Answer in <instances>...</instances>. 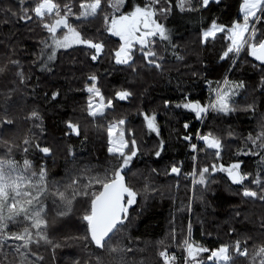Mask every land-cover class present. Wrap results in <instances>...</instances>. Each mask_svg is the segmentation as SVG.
Segmentation results:
<instances>
[{
    "label": "snow or ice",
    "instance_id": "snow-or-ice-1",
    "mask_svg": "<svg viewBox=\"0 0 264 264\" xmlns=\"http://www.w3.org/2000/svg\"><path fill=\"white\" fill-rule=\"evenodd\" d=\"M221 0H76L75 8L71 3L62 0H16L15 6H5L0 15V23L14 24L29 21L39 23L47 36L40 40L38 52L31 54L34 58L25 63L15 58L17 48L9 44V51L0 58V145L4 151L0 154V256L6 264H42L44 256L40 249L55 252L61 247L55 242L50 230L57 224L67 227L66 218L72 216L77 203L84 206L81 221L90 241L99 250L96 253V264H133L129 253L136 251L134 246L125 245V236L129 209L137 203L139 193L126 181L131 171L133 160L140 152L137 137L129 127L125 118L108 120L114 115V101H129L134 91L128 88L117 90L113 98L106 97L97 86L98 77L90 74V84L85 86L88 93L86 112L94 126L106 122L107 151L114 161L108 168L98 171L91 166L75 167L77 156L69 146L66 151L72 158L74 167L67 169L60 177H50L48 161L55 164V156L62 142L55 146L48 142L49 137L44 127V116L38 108H32L22 117L19 115L30 99L34 102L39 86V78L34 79L33 67L40 72H51L52 65L57 60V54L62 50L68 53L70 49L85 51L93 63L102 57L111 56L114 65L122 69H130L138 78L137 65L151 68L163 73L165 68V53H171L177 60H182L176 49V32L164 22L173 14L174 8L179 13H202L212 4H220ZM240 19L230 25L211 21L209 26L200 32L199 41L202 45L222 42L223 50L219 56L221 61L231 60L232 67L243 52L254 62L253 67H259L262 79L259 92L260 100L251 99L247 95L243 80L233 81L227 76L217 81L212 87L209 81V100L202 103L192 98L190 94L173 105L166 99L164 108L173 105L191 113L200 122L201 128L196 130L195 140L188 133L190 124H183L185 134L181 139L190 148L193 161L191 171L183 173L184 179H190L193 198L197 192L203 199L211 179L217 172L224 173L231 185L233 194L242 197L243 202L256 204L264 208V111L257 122L255 135L251 132L244 137L245 149L237 155L256 156L260 158L261 166L255 172L242 170L244 161L237 160L228 165L219 163L222 153L229 147L224 137L213 130L203 131L209 119L229 117L238 112H248L255 115L257 108L264 109V0H241L239 4ZM101 21V28L96 31L81 28L86 24ZM259 25V27H257ZM10 31V30H9ZM104 33L109 37L118 38L115 48H108L105 39L99 38ZM107 49V51H106ZM162 49V50H161ZM241 90L246 94L243 101L238 100ZM251 91H255L252 89ZM47 97L48 94L44 93ZM59 91L53 92L50 100H56ZM109 110H112L110 113ZM147 134L161 136V128L155 111L140 113ZM215 114V116H213ZM31 122L27 134L22 139V152L25 154L22 162L14 156V150L19 147L17 135L20 131V120ZM38 129L39 131H34ZM65 135L81 137L82 128L79 122L66 121ZM229 137L235 133L229 131ZM87 139V136H84ZM165 150V142L161 138L157 142L155 156L159 158ZM198 151L214 157V162L198 169ZM35 153L43 163L34 164L29 156ZM182 164H172L166 174L177 178L182 176ZM155 172V169H152ZM253 185L255 187H253ZM199 186V188H198ZM179 189V180L175 185ZM144 192L151 190V184L146 181ZM189 205V211H190ZM240 215L239 212L236 213ZM264 235V218L260 221ZM167 239L158 242V255L163 264H176L177 256L169 254L167 248L175 246L185 253L184 264H236L237 258H247V264H264V243L249 246L246 237L243 241L236 239L234 244H222L216 249H209L192 240L191 222L187 225L186 234L180 230L177 241V229H171ZM242 243L245 245L242 247ZM251 248V251H250ZM207 253L204 258L203 254ZM11 257V259H9Z\"/></svg>",
    "mask_w": 264,
    "mask_h": 264
},
{
    "label": "trees",
    "instance_id": "trees-1",
    "mask_svg": "<svg viewBox=\"0 0 264 264\" xmlns=\"http://www.w3.org/2000/svg\"><path fill=\"white\" fill-rule=\"evenodd\" d=\"M62 2L73 4L74 10L78 6L76 0H62ZM131 2L136 3L138 0H131ZM15 3L16 0H0V15L3 14L2 10L5 6L14 7ZM240 3L241 0H221L220 4H212L209 9L202 10V13H179V10L174 8L173 14L162 22L176 32L174 39L179 45L176 51L183 59L177 60L170 52L165 53L163 73L142 67V62H139L137 72L139 73L138 79L141 78V81H137L138 85L133 86L135 82L133 78L137 77L132 71L123 72L121 69L113 71V61L110 55L106 56V59L102 57L101 60L93 63L89 55L81 50L58 53L51 72H40L33 67V82L36 78H39L37 94L34 102L30 99L19 115L22 117L32 108H38L44 116V127L49 137L48 142L53 146L56 142H62L55 156V164L53 165L51 160L48 161L50 177H60L67 169L74 167L71 163L72 158L66 151L69 146L77 156L75 167L88 165L102 171L114 162L107 153V143L104 140L106 122H98L97 133L88 127H84L90 121L89 117L86 116L87 98H85L86 92L84 89L85 84H90L91 81L84 82L83 78L86 77L87 79L90 74H97L98 84L107 93L112 88H129L131 85L135 94L139 92V96L133 97V101H119L121 108H124L127 115L132 112H129L132 105L135 107L134 111L137 110L138 113L153 109L158 111L160 115L157 117L161 128V136L158 140L161 138L164 140L165 150L158 159H155V151L150 153L141 151L137 157L139 162L136 161L135 165L143 160L144 164L148 163L150 166L157 168L151 176L155 180L150 181L154 186L158 185L162 188L161 185L165 186V183L171 179L179 180V187L183 183H188L183 178V173L191 171L193 161L190 148L181 139V136L185 134L183 124L186 121L190 124L187 131L193 135L194 142H197L195 134L196 130L201 128V124L194 119L193 114L172 107L175 104L174 102L180 101L184 95L190 94L192 98L207 103L210 95L208 82L211 81L214 88L216 82L222 81L225 76L233 81L243 80L246 90L255 89V97L260 100L261 87L258 84L262 74L258 66L253 67V63L258 65V62H254L250 56H246L242 52L240 58L236 61V66L232 67L231 60L221 61L219 59L223 50L219 37L214 44L202 45L199 41L200 32L204 27L209 26L213 20L226 25H230L237 19L242 22V15L239 13ZM88 29L93 31L91 27H88ZM46 36V32L40 27L39 23L31 21L27 25L23 22L10 25L0 23V58L9 51L8 46L11 44L17 48L15 58L20 59L22 63L28 66L27 62L34 58L31 54L38 52L39 42ZM107 41L111 40L107 38ZM114 42L118 43V40ZM104 74L107 75V79L102 78ZM3 79V77H0V80ZM56 91H59L60 96L56 100H50L49 97ZM242 92H245V90H242ZM44 93H47L48 96L46 97ZM166 99L173 101V105L169 106L167 112H165L163 105ZM262 111L264 109L258 107L255 115L248 112H238V114L227 120L223 117L216 119L210 117L211 123L206 122L203 131L213 130L221 134L225 141L241 145L244 136L250 132L255 133L254 130L257 129L258 118ZM119 115L123 116L124 114L119 113ZM134 115L131 118V126L142 122L141 117L136 118ZM113 117L115 116L109 115L108 120H112ZM68 120L80 123L82 128L81 137L65 135L66 121ZM19 126L20 131L16 138L19 147L14 150V156L22 162L25 155L21 150L23 147L22 139L27 134L31 122L21 119ZM138 130L147 134V130L142 129L140 124ZM34 131L38 132L39 130L34 129ZM229 131L235 133V136L229 137L227 135ZM85 135L87 139H84ZM197 143L199 145L202 142ZM3 151L4 147L0 145V154ZM204 153L200 151L199 168L209 164ZM29 159H32L34 164L43 163V160H39L35 153L30 155ZM241 159L245 162L242 170L255 172L261 166L259 157L250 156ZM181 161L183 164L180 178L166 174V170H169L172 164H178ZM214 176H216L215 182L210 186L209 193L205 195L203 193V199L205 200L204 204H201L203 206L196 205L201 222L191 221L192 240L209 249H216L222 244L232 245L236 239L243 241L246 237H252L248 240L249 246L254 242L256 244L264 243V235H262L260 228V221L264 218V208L258 203H245L241 196L233 194L232 189H236L238 186L231 185L225 174L219 175L218 173L216 175L215 173ZM126 181L132 186L129 173L126 176ZM182 194V200L184 202L189 201L190 189H185ZM83 211L84 206L78 202L72 216L66 218L65 223L68 226L62 227L61 224H57L50 230L55 242L60 243L61 247L56 248L54 253L51 248L47 251L40 249L41 254L44 256L42 264H96V253L99 250L90 241V237L84 239L87 233L80 219ZM237 212L240 213L239 216L236 215ZM171 215L172 211L166 200L160 204H152L149 208L141 211L140 217L130 233L131 238L124 240L125 245L134 246L136 249L133 253H129L133 264H163L158 255L159 250H162L158 242L164 240L168 234L171 227L169 221ZM172 216L174 217V214ZM183 218H179V221L177 220L173 226H179L180 230L184 229L186 234L189 220H183ZM179 239L180 237L177 236V241ZM244 246L242 243V247ZM167 251L170 255L175 254L177 256L176 264H184L185 253L182 249L170 246ZM0 264H6V262H3L2 256H0ZM236 264H247V258H237Z\"/></svg>",
    "mask_w": 264,
    "mask_h": 264
},
{
    "label": "rangeland",
    "instance_id": "rangeland-1",
    "mask_svg": "<svg viewBox=\"0 0 264 264\" xmlns=\"http://www.w3.org/2000/svg\"><path fill=\"white\" fill-rule=\"evenodd\" d=\"M88 27H91L93 31H96L97 29L101 28V21L97 20L93 24L83 25L81 30L82 31L89 30ZM99 38L105 39L106 41H107V38L109 40H111L110 43H108V45H109L108 48H115L117 46V44H118V43L114 42L115 40H118L117 38L109 37V36H107L106 33H104ZM70 50L73 51V50H79V49H70ZM70 50L68 52H70ZM106 51H107V49H106ZM61 52H63V50ZM112 63H113V65H112L113 71H119V69H121L123 72L131 71L130 69L124 70V69L121 68V66L114 65V62H112ZM139 64L140 63H138V65ZM95 75L97 76V74H95ZM102 78L107 79V75L106 74L102 75ZM261 79H262V76H261L259 84H258L259 87H261V83H260ZM83 80H84V82L88 81V77H87V79H86V77H84ZM133 80L135 81L133 83V86H134V85H138L137 81H141V78L140 79L133 78ZM86 85H88V84H85V86ZM97 86L100 87L101 91L105 94V96L109 97V98H113L115 92L122 88V87H115V88H112L107 93L105 91V89L101 87L100 84H97ZM133 86L132 85L129 86L128 89L133 90V88H132ZM124 88H126V87H124ZM82 90H83V87H82ZM245 93H246V91L242 92V90H241V95H240V97H237V99L243 101V97H244ZM247 95H248L249 102H250L251 99H253L256 96V91L253 92L251 90H248L247 91ZM135 96H139V92H137L133 97H135ZM133 97L130 100L133 101V99H134ZM241 97H242V99H241ZM85 98H87V101H88V93L87 92H86V97ZM177 102H179V100ZM174 103H176V102H174ZM114 106H115V110H114V116L115 117H113L112 119L125 118L129 122V127L132 130H134V132L136 134V137H137L138 146L140 147V152L139 153H141V151H144L146 153H150V152L156 151L158 138L155 137V134L148 135V134L144 133V131L138 130V125L139 124L141 125L142 129H146L143 126L142 122L137 124V125H135V124L132 125V126L130 125V123H132L131 122V118H132L133 114H135L134 117H136V118L141 117V119L143 121V117L141 116V114L138 113L137 110L134 111L135 107L132 105L130 107L131 109L129 110V112H131V111L132 112L130 113V115H127V112L124 110V108H121V105L119 104L118 100L114 101ZM152 111H155V110L150 109L147 112L151 113ZM167 111H168V109H165V112H167ZM109 112L111 113L112 110H109ZM155 112L157 114V117L160 116L158 111H155ZM119 113H123L124 115L120 116ZM235 114H238V113H235ZM235 114H233V115H231L229 117H223V118L227 120V119H230L231 117L235 116ZM89 120L90 121L88 122V124L85 125L84 127H88L89 129H92L94 132L97 133L99 126L98 127L94 126L93 123L91 122V118L90 117H89ZM256 130H258V129H256ZM253 135H255V133ZM244 137L242 138L243 142H242L241 145H236L235 143H231V142L225 141V144L228 145L229 147H227L225 149V153H222V159L219 161V163H224L225 165H228V164H230L232 162H236L237 160L244 161L243 159H241L242 157H245V158L250 157V156H244V155H237L238 152H242L245 149ZM104 140H105V143H107V132L105 134ZM107 153H108V151H107ZM139 153H138V155H139ZM199 154H200V151L198 152V158H197V167H198V169H199ZM108 155H109V153H108ZM138 155H137V157H138ZM204 155L207 156V160L209 162L208 165H210L211 163L214 162V157H212L211 155H208L207 153H204ZM231 155H233V157L230 158ZM137 157L132 162L131 171L129 172L127 169L125 170L131 176L133 188L139 193V195L137 197V203L134 204L132 206V208L129 209V216H128V221L129 222L127 223L126 230L122 234L123 236L126 237L125 241L129 237L131 238V234L130 233H131L132 229L135 227L136 221L140 217L141 211L149 208V206L152 205V204L155 205V204L163 203L164 200L168 201L170 209L172 211V215L174 214V217L172 215L170 216V220L169 221L171 223L170 224L171 227H170V229L168 231L167 236L164 239H167L170 242L171 238L169 236V233H170L171 229H173V228L177 229V236L180 237V228H179V226H175V227L173 226L174 223H176L177 220L179 221V218L181 219V218L184 217L183 220L184 219L189 220L188 222H191L192 220H194V221L196 220V221H198V223H200L201 222V220L199 219L200 215H199V212L196 210V205L203 206L201 204H204L205 200L200 198L199 191L197 192L196 197L193 198V193L191 191V182H190V180L186 179L188 181V183H186V184L183 183V185H181V187H179V189H177L175 187L177 181L174 180V179H171V180L167 181L165 183V186L161 185L162 188L158 187V185L154 186V184H152L150 181L155 180V179L151 178V176L153 175L152 169L157 170V168H154V167L150 166L148 163L144 164L143 160L139 164L135 165L136 161L139 162ZM155 159H158V158L156 157ZM208 165H204V166H208ZM244 166H245V162L242 165V169L244 168ZM247 170H248V168H247ZM245 171H246V169H245ZM218 173H219V175L224 174V173H221V172H217L216 175ZM215 177L216 176H213V177H211V179L215 181ZM146 181L151 184V190L147 193V195L145 194V192L143 190ZM211 185H212V183H210V186ZM210 186H209L208 190L206 192H204V195L209 193ZM253 187H255V186L253 185ZM187 188L190 189L189 201L184 202L182 200V196H183L182 192L185 189H187ZM198 188H199V186H198ZM189 205H190V209H191L190 211H189ZM143 244L145 245L146 243H143ZM146 245H149V244H146ZM207 255H208L207 253L203 254L204 258H206Z\"/></svg>",
    "mask_w": 264,
    "mask_h": 264
}]
</instances>
